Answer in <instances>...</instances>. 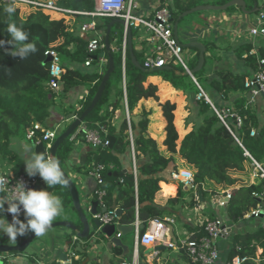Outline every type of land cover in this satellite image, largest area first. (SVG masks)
I'll use <instances>...</instances> for the list:
<instances>
[{
  "label": "trees",
  "instance_id": "obj_1",
  "mask_svg": "<svg viewBox=\"0 0 264 264\" xmlns=\"http://www.w3.org/2000/svg\"><path fill=\"white\" fill-rule=\"evenodd\" d=\"M54 1L61 7L80 12L72 14L78 20L92 19L83 12L94 9V0ZM228 1L230 0H171L169 9L172 28L175 29L188 15L202 12L197 10L183 14L194 7L199 5L221 6ZM8 5L0 3V40L11 39L6 29L9 23L14 22L17 26L22 25L29 32V40L36 44L38 51L26 60H20L19 57L8 54L10 51H15L10 45L5 44L0 47V172L8 169L14 172L25 171L24 158L12 147V140L25 138L26 130L34 122L48 127V122L53 120L56 95L65 94L77 85L95 81L89 85L85 100L79 109L73 111V115L87 128L99 130L103 140L108 136H113L114 142L111 147L110 144L98 145L86 154L80 165H71L70 170L86 174L96 163L104 166L101 185L105 190L103 199L109 208L115 204L121 209L119 216L115 218L116 222L133 225L138 220L139 224L144 226L140 228V233H142L150 220L163 219L166 214H169L167 210L155 203V197L159 192V183L169 182L164 176L166 171L177 169L176 156L192 170L194 183L201 191L202 201L216 194L219 189L234 188L224 209L225 217L229 221L236 223L244 220V214L259 203V198L254 197L252 192L261 191L264 178L256 176L254 182L249 183L248 175L252 172L253 165L250 158L243 154V149L264 168V109L261 113L256 107L248 104L247 97L244 95L230 100L231 94L246 91L243 82L250 73L229 69L221 70L218 72L219 79L212 80L206 86L202 81L205 56L200 67H197L199 50L194 49V58L186 64L204 92L207 93V88L211 91V96L209 92L207 95L215 108L220 109L227 102L225 106H230L241 117L240 126H236L234 119L226 118L228 129L203 97L196 98L198 87L181 64L167 59L161 67H145L144 61L150 56L146 39L142 38L140 42L142 48L136 49L135 38L141 36L137 28L131 27L130 42L126 34L123 49V26L113 23L108 37L109 54L112 57L113 67L100 97L93 103V97L108 65L105 64L104 71L101 73L81 72L70 65L71 63H83L88 56L87 41L76 35L66 21V17L71 15L55 14L26 4H13L16 11L9 16L4 12V8ZM22 6H27L23 14L20 13ZM235 6L238 5H231L224 10L230 11ZM93 19L95 28L100 31L104 39L106 28L114 18L105 16ZM69 45H73L74 49H69ZM201 45L204 47L205 54L211 46H214V43L206 41ZM182 47L185 48L186 45L182 44ZM49 48L59 53L64 69L59 79V89H52L49 86V64L44 63L45 51ZM99 52H103L107 59L108 54L105 48L98 49L94 55ZM234 54L237 59L243 61L245 66L255 70L258 66V59H264V47H258L254 52L250 43H241L234 47ZM94 55L91 56L92 62L97 60V56L94 59ZM149 76H159L174 90L182 92L186 96L190 114L194 112L196 118H201L190 131L179 139L174 125L175 103L170 100L160 102L159 106L165 121L163 150L147 131L150 111L141 108L139 113H133L140 99L151 97L158 100L157 86L151 83L144 84ZM112 93L115 97L114 103L110 101ZM213 94L224 103L215 101ZM124 99L128 121L123 111ZM116 109L123 111L122 118L117 125H113L111 120ZM78 129L79 127L55 150V157L60 160L63 170L64 163L74 148L73 136H80V133H77ZM252 129L255 131L254 135H250ZM32 141L35 142V140L30 142ZM131 146L134 152L136 177L131 170H124L121 162L122 157L130 153ZM170 180L178 183L172 177ZM163 187L165 190L169 189L166 186ZM44 189L61 198L62 213L68 214L66 221L81 230L82 223L72 205L67 186L56 185L47 188L45 184ZM193 195L192 189L184 191L179 185L176 195L168 197L166 204L168 206L186 204L192 207L199 201L195 200ZM187 196L188 200L185 199ZM95 199L96 196L93 194L92 200ZM3 215L6 216V210ZM209 215L210 219L214 218L213 212ZM199 232L194 237L203 234L202 228ZM73 235L75 232L71 230L69 238ZM231 241V248L228 252L229 261L234 256L240 255L248 258L243 264H252L251 259L256 256L257 248H260V263L264 264V224L258 225L253 231L234 234ZM4 243V237L0 234V244ZM112 249L111 264H119L131 256V253H128L124 258H120L122 249L116 246ZM23 251L7 253L18 256ZM1 260L0 264H8L6 258Z\"/></svg>",
  "mask_w": 264,
  "mask_h": 264
},
{
  "label": "crops",
  "instance_id": "obj_2",
  "mask_svg": "<svg viewBox=\"0 0 264 264\" xmlns=\"http://www.w3.org/2000/svg\"><path fill=\"white\" fill-rule=\"evenodd\" d=\"M138 3V8L136 14L140 16H147L151 13L160 3V0H136ZM244 1V11L240 5L235 6L230 11L223 10H200L202 12L198 14H193L196 19H192L185 24H179L173 32L180 41L181 44L187 45L190 43H200L202 42H213L214 46L209 48L204 56L205 63L202 73V81L206 86H208L212 80H218L217 71L223 69H229L237 72H248L251 73L253 69L245 66L243 61L233 59L232 53L234 54V47L241 43H250L253 47V51L256 52L258 47H264V36H255L251 37L248 35V27L254 24L257 20L258 11L264 7V0H243ZM171 4V1H170ZM89 20H78L74 15L67 16L66 21L69 25V28L73 30L76 35L81 36L87 41V39L93 37V35H101L100 31L95 28V31L83 32L81 31V26L84 23H87ZM140 38H135V48L140 50L142 45L140 44L144 33L138 30ZM147 46V43H146ZM123 47V46H122ZM148 47V46H147ZM69 49L73 50V45H69ZM189 48L197 49L194 47H185L189 55ZM230 52L231 55L228 53ZM195 55V51L190 53V55ZM97 60L91 61L89 65L85 63H71L70 65L77 68L81 72H97L101 73L104 71L105 64L107 59L103 52H99L97 55H94V59ZM234 57V56H233ZM238 67V69L234 68ZM91 68V69H89ZM95 81L86 82L82 85H77L65 94H58L54 98V111H53V120L48 122V127H52L54 124L55 127L66 125L65 128L70 124L71 121H74L75 116L73 111L79 109L81 103L85 100V97L88 94L89 85H92ZM154 84L157 86V96L158 100L154 98H142L139 100L138 104L133 110L134 114H137L141 111V108L150 111L148 116V125L147 131L149 135L155 139L158 146L161 150L164 149L162 141L164 139L165 131V121L161 113V107L159 106L160 102L165 100H170L175 103L176 108L174 110V125L177 130L179 139L183 137L185 133L191 130L192 126L198 122V118H193L190 116V111L187 108V99L182 92L174 90L166 81H163L159 76H149L146 78L144 84ZM209 95L211 96V91L207 88ZM206 93V95H207ZM239 95H244L248 98V93H233L230 96V100L234 99ZM208 96V95H207ZM209 97V96H208ZM212 97L215 98V101L224 103L220 98H217L214 94ZM111 102H115L114 93L110 97ZM230 103V101H228ZM227 102L224 103L226 105ZM258 111L262 113L264 109V98L262 96H257L252 104H250ZM124 113L127 116V107L124 99ZM121 109H116L114 112V117L111 120L113 125H117L122 118ZM84 126L79 124V128ZM55 129V128H54ZM79 130V129H78ZM77 130V132H78ZM74 139V150L73 156L69 160V166L71 165H80L86 154L92 150L91 146L87 144L80 136H73ZM28 147L32 151H35L34 146L30 141L25 138L12 140V147L16 149L19 154L25 159L30 152H25V147ZM123 169L126 171H132L133 160L131 152L126 153L122 159ZM175 162L178 165V168H187L184 165L183 160L178 156L175 157ZM170 169L164 174L165 178L169 182H160L159 183V192L155 197V203L159 204L161 208L167 210L169 214H166L165 217H170L173 219L171 223L172 226V235L175 237L178 236H194L200 233L201 224L204 222L205 218H209V214L213 212L214 217H219L223 219L224 225L226 226L227 233L217 239L218 246V259L215 264H228V252L231 248V240L234 234H242L244 232L253 231L260 224H264V213L258 218H249L236 223L229 221L224 214L225 207L218 206L215 202L211 201V197L202 201V198L199 199L198 203L190 207L189 205L176 204L173 206H168L166 204V199L168 197H174L177 193L178 186H184L179 183V181L171 182L170 180ZM192 171V170H191ZM26 172V171H24ZM67 174L70 179L74 182L78 196L81 204V200L84 201L85 210L88 212L89 216L87 217L88 221H92L93 215L89 213L90 202L93 199V191L95 189L96 183L94 178L89 174L76 173L72 170H67ZM38 176L39 180L35 184H41L39 190L44 189L43 180ZM136 177V176H135ZM249 183L254 182V178L249 174ZM34 185V186H35ZM34 186L32 187L33 190ZM163 186L169 188L165 190ZM237 187V186H236ZM221 190V189H219ZM218 190V191H219ZM189 191V190H188ZM51 192V191H50ZM186 200L189 197H185ZM264 201V198H263ZM113 205V204H112ZM111 205V207H112ZM214 205V206H213ZM109 207L108 205H106ZM7 209V204L5 205ZM102 207L97 205V210H100ZM23 215V213H21ZM5 219L9 222L12 220V214L6 211ZM23 221V220H22ZM58 221V220H54ZM116 224H119L115 221ZM53 228V229H52ZM49 228L45 235L36 236L34 240L30 243L31 249L25 251L18 256H13L11 254H6L5 258L8 264H58L63 259L61 255H66V258L70 255V252H74L75 256L71 258L72 264H111L110 260L113 256V244L110 242L109 238L106 235L99 234L95 238L90 239H76L75 235L70 236L71 229L57 226ZM118 231H115L117 234ZM29 233L24 236H18L15 243H6L10 245L20 243ZM167 235L171 237L170 231L167 228ZM122 242L128 246L130 253L133 250V232L126 233L120 236ZM27 248V247H26ZM261 249L257 248L256 256L259 258ZM138 256L140 264H191L187 255L183 251H177L173 249H168L164 246L163 243H157L153 246L138 247ZM120 257V256H119ZM65 258V259H66ZM260 260V258H259Z\"/></svg>",
  "mask_w": 264,
  "mask_h": 264
},
{
  "label": "built area",
  "instance_id": "obj_3",
  "mask_svg": "<svg viewBox=\"0 0 264 264\" xmlns=\"http://www.w3.org/2000/svg\"><path fill=\"white\" fill-rule=\"evenodd\" d=\"M95 7L92 11L83 12V14L91 16L92 19L81 26V31H95V20L94 17H112L122 19L123 25V42L122 46L124 49L126 41V29L129 27L137 28L140 32L144 33L147 41L150 56L144 61L145 67H161L166 63L167 59H172L174 62L181 64L184 69L188 72L192 80L198 87V93L196 98L203 97L213 108L214 112L220 119V121L229 129L226 118H232L235 120L236 126L241 125V117L236 113L230 106H223L220 109L210 101L204 90L197 83L196 79L187 67L185 60L182 57L184 47L173 32L170 19V1L171 0H160L159 5L147 16H140L136 14L138 3L136 0H94ZM0 3L7 4H26L31 5L34 8H40L43 11L52 12L55 14H68L72 15L80 13L68 8L59 6L54 0H0ZM248 35L251 37L264 36V7L258 11L257 20L254 24L250 25L247 29ZM104 48L103 39L101 35H93V37L87 39V53L88 56L85 60V65H89L92 61L91 56L95 54L98 49ZM45 55L51 59L49 64V86L52 89H59V79L64 72L61 65V58L59 53L49 48L45 51ZM258 66L253 70L247 77L244 78L243 86L248 93L247 103L252 104L257 96L264 98V59L260 58L257 61ZM128 121V115L126 116ZM77 133H80V137L92 149L98 145H109L110 141L108 138L102 139L100 131L94 128H87L81 126ZM255 131L252 129L250 135H254ZM57 136V132L52 127H44L38 122H34L31 127L26 130L25 139L32 144L42 142L45 154L49 155V149L52 142ZM131 155L134 160L133 147L131 146ZM243 154L250 158L253 170L251 177L256 176L264 178V168L255 161L250 154L243 149ZM132 166V172L136 176V165L135 162ZM104 166L100 163H96L92 166L89 174L94 178L96 186L93 194L96 196L95 201L97 205L102 207L100 210L93 215L94 218L99 220L102 224L115 223V212L114 209L106 206L104 202L105 190L101 187L103 183L102 171ZM9 180V187H15L19 183H23L26 189L33 187L39 180L38 176L29 177L24 171L14 172L10 169L4 172H0ZM170 175L173 179L179 181L181 185H187L193 190V197L195 200H199L197 185L194 183L193 172L187 168H178L172 170ZM233 187L219 190L216 194L212 195L211 201L215 202L220 207H225L227 201L230 199L233 191ZM254 197L259 198V203L251 208L244 214V219L258 218L260 213H264V184L261 186L260 192H252ZM104 209V210H102ZM224 220L219 217L212 219L205 218L204 222L200 225L203 234L198 237L194 236H171L167 235V224H171L173 219L165 217L163 219L150 220L145 227L144 231L140 233V224L138 220L134 222L133 226V250L129 260H122L119 264H140L138 256V247L153 246L157 243H163L168 249L177 251H183L191 264H215L218 259V246L217 239L224 236L227 233ZM116 237H120L121 234L118 232L115 234ZM7 254V252H5ZM5 253L0 254V259L5 258ZM75 256L74 252H70V255L62 260L58 264H72L71 258ZM248 258L246 256L236 255L228 264H243ZM252 264H261L257 256L251 259Z\"/></svg>",
  "mask_w": 264,
  "mask_h": 264
},
{
  "label": "clouds",
  "instance_id": "obj_4",
  "mask_svg": "<svg viewBox=\"0 0 264 264\" xmlns=\"http://www.w3.org/2000/svg\"><path fill=\"white\" fill-rule=\"evenodd\" d=\"M15 11L16 8L11 3L4 8V12L9 16ZM6 30L11 39L0 40V47L8 44L11 49H15L8 54L26 60L30 55L37 53L36 44L29 40L30 34L22 25L9 23ZM25 152H30L24 159L25 171L29 177L39 175L47 188L67 183L58 158L45 153L38 154L27 146ZM5 210L12 214L11 222L3 215ZM62 212L63 203L59 196L47 189H26L23 183L19 182L15 187H9V180L0 175V234L6 235L12 243L16 242L18 236L27 233H34L35 236L45 235L52 222ZM21 213L24 216L23 221L19 218Z\"/></svg>",
  "mask_w": 264,
  "mask_h": 264
},
{
  "label": "water",
  "instance_id": "obj_5",
  "mask_svg": "<svg viewBox=\"0 0 264 264\" xmlns=\"http://www.w3.org/2000/svg\"><path fill=\"white\" fill-rule=\"evenodd\" d=\"M231 5H240L242 7V10L244 11V1L243 0H230L227 3L221 5V6H211V5H199L197 7H194L192 9H190L189 11L184 12L183 14L186 15L189 12H193V11H197V10H223ZM113 23H118L120 25H124V21L122 19H118V18H114L111 23L107 26L106 28V32L104 35V39H103V45L105 48V51L107 52L108 56H107V70L105 71L101 82L99 84V87L93 97L92 102L94 103L101 95L104 87H105V83L110 75V72L112 70L113 67V63H112V57L109 54L110 52V44H109V31H110V27ZM126 33L128 34V38H129V42H130V28L128 27L126 29ZM186 46L188 47H194L197 48L199 50V60H198V64L197 67H200V65L203 62L204 59V47L203 45H201L200 43L194 42V43H190L187 44ZM50 57L46 56L44 63H48L50 61ZM80 124V120L79 119H75L74 121H72L63 132H61L52 142V145L49 149V155L54 156L55 157V150L58 147V145L66 138L68 137L70 134H72L77 127ZM108 139L110 141V147L112 146L113 142H114V137L113 136H108ZM34 145V149L36 153H45L44 152V148H43V144L42 142H38L33 144ZM63 170V169H62ZM64 171V170H63ZM64 175L65 178L67 180V183L65 184L67 186V189L70 193V197H71V201H72V205L77 213V215L79 216V219L82 223V229L78 230L74 227V225L71 222L68 221H56L53 222L51 224V226L49 228L52 227H57V226H64L67 228H70L72 230H74L75 232V237L76 239H90V238H95V236L99 235V234H103L106 235L110 242L116 246V247H120L122 249L121 254L119 255L120 258H124L128 253H130V250L128 248V246H126L120 237H116L115 235V231H118L121 235H124L126 233L132 232L133 231V226L132 225H123V224H116V223H110V224H102L99 220H97L96 218L93 217L92 221H88L87 217L83 214L82 212V208H81V204H80V200H79V196H78V191L77 188L74 184V182L70 179L69 175L64 171ZM184 191H188L190 190V187L187 185H184L183 187ZM30 189H32V187H30ZM198 195L201 198V191H198ZM112 209H114L115 212V216L118 217L121 209L117 208L115 206V204L112 205L111 207ZM104 210V209H102ZM97 212V202L95 200H92L90 202V208H89V213L91 215H94ZM263 215V212L260 213V216ZM167 228L170 231V234L172 236V226L171 224H167L166 225ZM143 225H140V228H143ZM36 236L34 235V233H29L20 243L18 244H14V245H10V244H0V253H5V252H9V251H23L24 249H26V247L34 240ZM63 260L66 258V255H61Z\"/></svg>",
  "mask_w": 264,
  "mask_h": 264
},
{
  "label": "rangeland",
  "instance_id": "obj_6",
  "mask_svg": "<svg viewBox=\"0 0 264 264\" xmlns=\"http://www.w3.org/2000/svg\"><path fill=\"white\" fill-rule=\"evenodd\" d=\"M25 9H27V6H22V7H20V13L21 14H23V13H25L24 11H25ZM192 19H196L195 17H194V15L193 14H190V15H188L187 17H186V19L185 20H183V21H181V23H179V24H185V22L187 23V22H189L190 20H192ZM189 51H190V53H193V51H194V49L193 48H189ZM190 53H189V55H188V53H187V50H185V48H184V50H183V53H182V57H183V59L185 60V63L187 64V63H189L190 62V60L192 59V58H194V54L191 56L190 55ZM230 55H231V53L230 52H228ZM234 56V57H233ZM233 59H235V54H233L232 53V56H231ZM234 68H236V69H238V67H234ZM89 69H91V68H89ZM223 70H228V69H223ZM233 71V70H232ZM218 72L219 71H217V77L219 78V75H218ZM237 72V71H236ZM111 97V96H110ZM190 116L191 117H193V118H196L195 116V113L194 112H192L191 114H190ZM198 118V117H197ZM200 117L198 118V121H200ZM56 125L54 124L53 125V128H55V130H56V132H57V135H59L61 132H62V130L63 129H65V124L63 125V126H58V127H55ZM73 150H74V148H73ZM73 154V151L70 153V156H69V158H68V160H66L65 161V163H64V170H69V168H70V166H69V160H70V158L73 156L72 155ZM72 155V156H71ZM246 175H248V173L246 174ZM245 175V176H246ZM248 177H249V175H248ZM245 179V178H244ZM246 179H247V177H246ZM249 179V178H248ZM43 183H44V181H43ZM40 186H41V184L39 183V184H37V185H35L34 186V189L35 190H39V188H40ZM44 186H45V183H44ZM212 197V196H211ZM208 199V198H207ZM84 201L83 200H81V208H82V212L86 215V216H89V214H88V212L85 210V207H84ZM214 206V205H213ZM21 220H24V216L23 215H20V217H19ZM68 218V214H61V215H59L55 220H58V221H66V219ZM53 222H56V221H53ZM52 222V223H53ZM69 222V221H68ZM62 227H64V226H62ZM67 228V227H66ZM53 229V228H52ZM70 229V228H69ZM72 230V229H71ZM3 235V234H2ZM3 237H4V240H5V244L6 243H11V241H9V239H8V237L6 236V235H3ZM31 245L32 244H29L28 246H27V248L25 249V251H29V249H31ZM25 251H23V252H25ZM130 259V258H129ZM128 259V260H129ZM0 261H2L1 259H0Z\"/></svg>",
  "mask_w": 264,
  "mask_h": 264
}]
</instances>
